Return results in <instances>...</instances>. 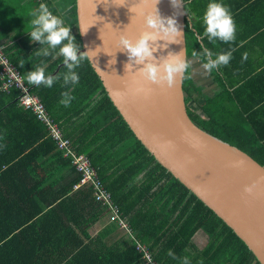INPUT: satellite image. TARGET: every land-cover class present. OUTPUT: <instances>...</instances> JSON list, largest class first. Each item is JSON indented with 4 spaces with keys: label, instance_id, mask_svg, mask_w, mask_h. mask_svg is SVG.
<instances>
[{
    "label": "trees",
    "instance_id": "1",
    "mask_svg": "<svg viewBox=\"0 0 264 264\" xmlns=\"http://www.w3.org/2000/svg\"><path fill=\"white\" fill-rule=\"evenodd\" d=\"M6 1L0 0V10ZM32 1L35 8L44 3L62 17L80 46L74 0ZM31 20L20 24L0 15V43L8 44L9 33L18 28L28 30ZM185 33L190 57L199 43L187 16ZM40 47L46 45L28 35L10 43L4 53L71 147L88 158L134 236L156 262L183 264L187 257L190 264H258L233 231L141 146L86 58L75 69L79 82L63 86V57L58 49L47 57L37 56ZM37 65L46 75L61 78L50 88L29 84L27 72ZM65 91L74 97L68 107L60 103ZM184 91L188 103L194 94L188 72ZM19 94L13 87L8 94L0 92V264H145L132 240H111L115 227L90 233L107 216L108 207L92 198L88 186L72 189L78 175L69 158L32 113L18 107ZM189 114L204 133L226 143L227 138L214 134L211 123L204 126ZM200 232L207 242L203 249L192 242Z\"/></svg>",
    "mask_w": 264,
    "mask_h": 264
},
{
    "label": "water",
    "instance_id": "2",
    "mask_svg": "<svg viewBox=\"0 0 264 264\" xmlns=\"http://www.w3.org/2000/svg\"><path fill=\"white\" fill-rule=\"evenodd\" d=\"M156 7L163 16L174 15L184 33L180 43L153 55L158 59L183 48L187 54L184 4L174 8L170 0H159ZM154 10V0H75L79 51L90 50L86 59L91 69L141 146L264 264V169L193 121L184 91L186 74L168 87L134 72L142 65L124 69L128 57L118 50L121 32L135 38L143 30V15ZM253 183V193H244L243 186Z\"/></svg>",
    "mask_w": 264,
    "mask_h": 264
},
{
    "label": "crops",
    "instance_id": "3",
    "mask_svg": "<svg viewBox=\"0 0 264 264\" xmlns=\"http://www.w3.org/2000/svg\"><path fill=\"white\" fill-rule=\"evenodd\" d=\"M32 2L25 0L29 9L23 8V13L17 20L20 24L22 21L26 23L28 18H33L31 12L36 8ZM209 2L210 0H185L183 3L195 38L204 33L203 15ZM220 2L229 8L235 21V40L229 43L219 39L210 42L204 37L202 42H198L199 49L195 51L202 52L201 43L213 53L234 49L232 59L227 66H220L207 73L202 68V63L205 62L202 55L188 56L191 61L188 77L194 91L192 98L188 100V109L204 126L211 123L214 134H217L219 139L227 138L228 145L251 157L264 169V0ZM30 30L31 26L28 30L18 28L17 33L12 31V34L9 33L11 41L8 43L24 40ZM245 53L247 59L242 60ZM109 227H115V233L111 237L113 242L128 240V234L110 221L109 211L107 216L91 228L90 233L94 235ZM192 242L198 249H203L207 244L206 237L201 232L193 236Z\"/></svg>",
    "mask_w": 264,
    "mask_h": 264
},
{
    "label": "clouds",
    "instance_id": "4",
    "mask_svg": "<svg viewBox=\"0 0 264 264\" xmlns=\"http://www.w3.org/2000/svg\"><path fill=\"white\" fill-rule=\"evenodd\" d=\"M159 0H154V11H149L143 15V30L135 38H129L121 32L118 38V50L124 52L128 57L125 63V71H133L134 65H142L134 72L138 73L144 80L157 85L173 86L177 76H183L191 67V61L187 59V54L183 48L180 52L169 51L167 55L158 59L153 55L158 49H166L169 44L180 43L183 31L180 29L175 16H163L156 5ZM174 8H183V0H170ZM30 40L39 42L40 47L36 51L37 56L47 57L58 49V54L63 57V64L67 72L63 74V86L76 85L79 82V75L75 71L81 61L87 58L89 51L80 52L79 45L75 37L70 32V27L66 26L62 17L54 15L48 6L41 3L38 8L31 12ZM204 33L197 35L196 40L202 42L207 37L210 42L219 39L224 43L235 40L236 24L229 8L220 0H210L203 15ZM88 30V29H87ZM85 32H83L84 34ZM163 41L164 43H158ZM202 52L193 51L192 56L202 55L204 63L202 68L211 73L220 66H227L232 59V50L213 53L207 47H203ZM247 59V54L242 55V60ZM115 62V60H114ZM113 62V63H114ZM43 62H41L42 65ZM37 65L34 70L27 72V81L31 85H44L52 87L54 82L59 80V75H46L45 68ZM23 67V64L20 65ZM60 101L68 107L74 97L67 91L61 93ZM255 184H246L243 191L252 194ZM169 255H174L169 251ZM183 264H190L187 257Z\"/></svg>",
    "mask_w": 264,
    "mask_h": 264
},
{
    "label": "built area",
    "instance_id": "5",
    "mask_svg": "<svg viewBox=\"0 0 264 264\" xmlns=\"http://www.w3.org/2000/svg\"><path fill=\"white\" fill-rule=\"evenodd\" d=\"M10 43L6 45L0 43V92L8 94L10 88L18 89L20 93L17 98L18 106L33 113L35 118L47 130L49 138L55 141L57 149L62 152L64 157L69 158L71 167L78 175V181L73 185V189L88 186L95 201L108 207L110 221L116 223L121 230L128 234V239L134 242V248L136 252L141 254L144 263L160 264L153 259L148 248L136 239L120 207L114 203L111 193L104 189L88 158L81 153H77L71 147L70 141L61 134L40 99L30 93L29 88L24 84L23 77L8 61L4 51Z\"/></svg>",
    "mask_w": 264,
    "mask_h": 264
},
{
    "label": "rangeland",
    "instance_id": "6",
    "mask_svg": "<svg viewBox=\"0 0 264 264\" xmlns=\"http://www.w3.org/2000/svg\"><path fill=\"white\" fill-rule=\"evenodd\" d=\"M19 1H21L20 4L18 3ZM68 5L69 4H67V6ZM23 8L29 9V4L25 3L24 0H7L6 4H3L1 7L0 15L5 16L7 19L16 18V20H18L19 16L23 13Z\"/></svg>",
    "mask_w": 264,
    "mask_h": 264
}]
</instances>
